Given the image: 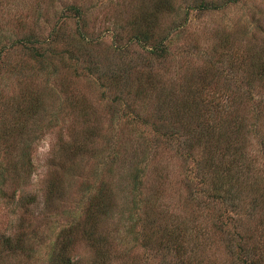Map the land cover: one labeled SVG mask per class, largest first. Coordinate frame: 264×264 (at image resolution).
<instances>
[{
	"label": "rangeland",
	"instance_id": "rangeland-1",
	"mask_svg": "<svg viewBox=\"0 0 264 264\" xmlns=\"http://www.w3.org/2000/svg\"><path fill=\"white\" fill-rule=\"evenodd\" d=\"M153 1L0 0V50L3 48L0 95L13 104V109L23 110L24 116L28 113L24 108L30 107L33 114L27 115L36 125H33L36 135L32 157L34 168L31 174L28 170L27 176L22 174L21 178L26 179L24 192L28 190L29 196L35 195L29 206L33 211L42 193L39 187L50 148L57 149L69 142L84 145L77 151H67L84 157L77 159L81 163L80 176L75 177L73 184L65 187L51 203L50 215L40 213L36 216L32 210L18 209L16 202L9 204L0 200V235L16 232L19 218L24 216L22 229L28 236V247L33 248V255L24 253L28 255L27 259L23 260L20 254L4 264H49L50 251L61 227L72 223L82 212L84 189H93L98 179L105 177L101 162L112 152L110 149L127 141L132 145L131 151L143 156L140 138L149 139L145 141L148 146L156 136L158 125L166 127L170 124L183 131L195 123L194 120L205 116L195 106L196 101L198 108H210L208 125L215 129L212 134L199 137L194 146L197 164L199 160L204 161L206 153L214 154L212 162L219 161L222 155L219 148L226 139L244 140L243 134L232 133L226 128V123L235 117L246 128L247 150L254 173L264 175V87L250 78L249 70H245L253 64V49L264 58V0H238L225 8L204 11L197 9L200 0H169L170 12L155 15L154 10L151 11L159 32L163 36L169 34L168 47L162 57L149 54L139 42H129L137 17L154 8ZM71 6L78 7V13L71 10ZM21 38L23 43L19 41ZM26 39L39 44L41 40L45 41L41 49L55 65V73L49 67L46 71L38 68L28 59V50L22 47ZM204 74L214 76L206 86L201 84ZM179 84L184 90V86L196 89L191 93L182 92ZM162 89L164 95L169 93L175 97V101L165 108L157 107L155 101ZM38 100L40 108L36 112L34 105ZM2 108L8 109L6 105ZM12 111L8 110L7 118L11 117ZM182 137L188 136L182 133ZM61 150L63 154L56 153L60 152L66 163L63 156L66 150ZM143 150L147 151L151 163L162 166L158 175L144 178V186L145 192H151L155 186L163 189L159 201L168 230L193 226L192 235L204 233L198 239L199 244L205 240L208 252L225 260V251L212 232L221 199L219 202L207 201L198 196L196 204L194 199L185 200L187 192L197 187L196 182L201 176L208 174H203L205 166H196L198 174L194 179L195 165L178 157L173 149L153 150L150 147ZM84 180L90 188L83 187ZM113 181L117 182L116 177ZM134 185V182L130 184L131 187ZM19 192L17 190V196ZM23 196L26 200L28 195ZM241 198L245 203L251 199L242 194ZM38 207L43 205L38 204ZM249 209L243 206L237 213ZM260 212L258 210L255 215ZM229 214L235 212L221 213L224 219ZM127 217V213L116 210L109 217L107 213L101 216L104 219L100 230L108 235L103 247L105 245L110 251V264H182V260L173 256L167 257L169 261L159 257V262L153 247L144 250L142 241L147 234L144 228L147 216L142 223L136 224L134 237L124 232ZM251 224H254L253 219ZM201 227L202 232H197ZM152 228L149 226L148 229ZM85 244L79 245V250L74 253L77 264H92L93 252ZM200 249L205 246L201 245ZM193 251H199V246ZM133 253H138L139 257H134ZM22 260L26 262L22 263Z\"/></svg>",
	"mask_w": 264,
	"mask_h": 264
},
{
	"label": "trees",
	"instance_id": "trees-1",
	"mask_svg": "<svg viewBox=\"0 0 264 264\" xmlns=\"http://www.w3.org/2000/svg\"><path fill=\"white\" fill-rule=\"evenodd\" d=\"M237 1L200 0L196 6L198 10L203 11L217 10ZM153 2L154 8L147 11L145 15L137 17L138 25L136 24L133 28L134 31L130 36L129 42H139L149 54L162 57L166 52V47H168L166 40L169 38V34L163 36L159 32L157 24L153 22L151 17V11L154 10L155 15L163 11L170 12L171 6L169 0H154ZM192 8L196 7L192 6ZM70 9L77 13L79 10L75 6H71ZM140 22H144L142 26ZM19 41L23 43V38L19 39ZM24 43L22 47L28 50L27 57L34 62V65L45 69V71L48 67L51 72L55 73L57 71L51 59L41 49L42 43H45L44 40H41L39 44L26 39ZM36 45H40V47ZM119 46L117 45L116 47L119 48ZM2 50H0V72L3 67ZM251 56L254 59V61L252 59L253 64L245 70H249L252 73L250 78L261 82L264 87V58H261L255 49L252 50ZM213 77V75L210 77L205 74L202 75L201 84L206 86V84L211 83ZM180 87L182 86L180 85ZM184 87H186L185 90L183 87L181 88L183 90H180L182 92L187 91V93H191L196 89V87L192 86ZM195 93L193 92L192 94ZM164 94L165 91L163 89L158 92L155 100L158 103L157 107L165 108L167 104L175 101V97L172 94ZM176 99V102L179 101L177 96ZM39 102L38 100L34 105V108H36L34 111L36 112L40 108ZM179 104L181 105V102ZM4 105L8 109H3L2 106ZM30 105L32 104L30 103ZM12 106V103L3 100L0 95V200H5L9 204L16 202L18 209L30 211L32 209L29 206L34 202L35 195L29 196L28 190L24 192L26 179L21 178L22 174L27 176L26 172L28 170L31 174L34 168L32 157L33 153H35L34 138L36 135L33 128L35 122L29 116L33 114V111L30 112V107L24 108L25 111L28 110L27 114H29L24 116L23 110H21L23 111L22 113L20 109H13ZM181 106L183 108L186 107L185 104ZM195 106L198 110L203 111L205 116L199 117V120H194L195 123H192L187 129L184 128L181 131L179 127L176 128L174 125L168 124L166 127L158 125L154 133L156 136L152 139L153 142H148V146L145 141L149 139L143 140L140 138V146H143L141 150L143 156L139 157L136 152L131 151L132 145L127 141L110 149L112 152L101 162L105 177L99 178L93 189L89 191L84 189L85 198L82 212L79 217L71 221L72 223L61 227L50 251L49 264H77L74 261V253L79 250V245L84 242L89 247L90 252H93L92 264H110V251L105 245L103 247V243L108 241V235L105 232H101L100 226L104 219L101 216L107 213V217H109L111 212L115 210L128 214L127 223L126 225L123 224V228L124 232L132 237H134L133 234L136 232V224L142 223L141 220L143 221L145 216H147L145 223L147 226H144L147 234L143 237L142 248L145 250L153 247L154 256H157L158 260L160 257L163 261H169L167 257L170 256L172 258L173 256L174 259L182 260V264H264V175L254 173L251 157L247 150L249 143L246 140V128L242 122L237 121V118L233 117L230 122L226 123V128L231 130L232 133L243 134L242 138L244 140L235 142L233 139H226L223 147L219 148V150L222 149L219 161L212 162L211 157L214 154L206 153L204 161L199 160L197 164L195 154H193L194 146L198 144L199 137L201 138L208 133L212 134L213 132L211 131H215V129L208 125L211 117L210 108H198L197 101ZM9 109L13 110L11 112L13 114L7 118ZM221 111L220 108L219 114ZM168 113L171 117L170 110ZM182 133H185V136L188 137H182ZM72 145L76 148L73 149ZM81 146L74 145L72 142L66 143L62 147L59 146V148L66 150L63 155L66 157V163L65 159L62 161L63 157L60 156L64 151L59 148H50V154L47 158L48 162H45L46 169L42 185L39 187L42 193L37 203H35L38 209L35 207L36 210H32L36 216L40 213L45 214V216L50 215L51 203L56 197L61 195L65 187L73 184L75 177L80 176L79 165L81 163L77 159L83 156L78 157L77 154H71L67 151H77L83 148L84 145ZM148 147L153 150L159 148L173 149L178 157L188 159L189 162L192 161L193 165H195V168L192 167L194 179H196L198 174L196 166H205L203 174L205 172L208 174L200 175L201 178L196 182L197 187L187 192L185 200L189 202L194 199L196 204L198 196H200L199 199L207 201L215 200L219 202L221 199L218 208L220 211L212 222L214 227L212 232L216 234L219 244L225 251V260L222 261L213 255V252L209 253V247L205 240L199 244L198 239L204 233L198 236L196 233L192 235L193 226L189 225L187 228L179 226L178 229L175 227L174 229L177 231L168 230L166 215L163 212L162 203L159 201V198H162L163 189L155 186L156 189H152L151 192L149 190L145 192L144 184L146 180L144 178L148 177L150 179L154 175H158L157 172L162 167L161 164L155 165L151 163L147 151L143 150V148L149 149ZM57 151H60L61 154L59 155L60 152L57 154ZM207 159L208 161L205 162ZM114 177H116L117 182L113 181ZM83 182L84 188H90V185H85V180ZM132 182L135 185L131 187L130 184ZM17 190L20 191L18 196ZM25 193L28 195L26 200V197L23 196ZM241 194L243 197H251L250 201L245 203L241 198ZM38 204H42L43 207H38ZM44 205L46 206L44 207ZM243 206L251 209L246 212L239 211L238 214V210ZM258 210L261 212L259 215H255ZM223 211L235 212V214L226 215L224 219L221 215ZM134 213H137V215L134 216ZM256 216L257 218L255 219ZM22 217L19 218L20 221L17 223L18 230L16 232L0 235V256L2 258V263L0 264H4L5 261L9 262L14 256L20 254L23 260L28 257L26 254H29V256L33 255V248L28 247V236H26L25 229H22V224L26 220L24 216ZM43 219L46 221L45 218ZM252 219L254 224H251ZM149 226L150 228L153 227L152 230L148 229ZM197 232H202V227L197 228ZM201 245H204L205 249H200ZM198 246L199 251L197 253L193 250ZM132 255L139 257L138 253H133ZM23 260L21 261L22 263L26 262ZM166 264H169V262Z\"/></svg>",
	"mask_w": 264,
	"mask_h": 264
}]
</instances>
